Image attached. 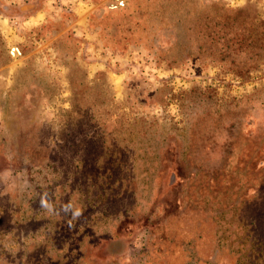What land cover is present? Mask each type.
<instances>
[{
	"label": "rangeland",
	"instance_id": "rangeland-1",
	"mask_svg": "<svg viewBox=\"0 0 264 264\" xmlns=\"http://www.w3.org/2000/svg\"><path fill=\"white\" fill-rule=\"evenodd\" d=\"M0 264H264V0H0Z\"/></svg>",
	"mask_w": 264,
	"mask_h": 264
},
{
	"label": "trees",
	"instance_id": "trees-1",
	"mask_svg": "<svg viewBox=\"0 0 264 264\" xmlns=\"http://www.w3.org/2000/svg\"><path fill=\"white\" fill-rule=\"evenodd\" d=\"M122 249V244H116L111 247L113 253H121Z\"/></svg>",
	"mask_w": 264,
	"mask_h": 264
}]
</instances>
